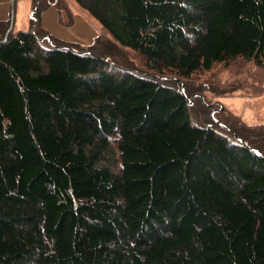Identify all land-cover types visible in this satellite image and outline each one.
Instances as JSON below:
<instances>
[{"label":"trees","instance_id":"obj_1","mask_svg":"<svg viewBox=\"0 0 264 264\" xmlns=\"http://www.w3.org/2000/svg\"><path fill=\"white\" fill-rule=\"evenodd\" d=\"M74 2L82 47L0 21V264H264V123L193 80L264 69V0Z\"/></svg>","mask_w":264,"mask_h":264},{"label":"rangeland","instance_id":"obj_2","mask_svg":"<svg viewBox=\"0 0 264 264\" xmlns=\"http://www.w3.org/2000/svg\"><path fill=\"white\" fill-rule=\"evenodd\" d=\"M11 12L13 10V29L12 31H28L30 21L29 5H33V0H10ZM8 2L0 0V20L3 19V11ZM9 5V4H8ZM63 20H71L72 25L65 27L64 35L75 44L85 46L90 36L98 34V23L85 11L79 10L74 0H62ZM78 16V17H77ZM50 30V29H49ZM52 32V30H50ZM54 34L55 31L53 30ZM91 36V37H92ZM128 57L135 65L141 64V57L137 54L128 52ZM216 79L220 83H225L231 87L240 88L231 97L225 95L214 96L208 94L212 104L219 103L224 109L234 116H239L247 124L264 123V69L254 67L250 63L237 60L228 65H216L210 72H205L199 76H193V80L206 81ZM235 95V96H234ZM218 104V105H219ZM219 108V107H217Z\"/></svg>","mask_w":264,"mask_h":264},{"label":"crops","instance_id":"obj_3","mask_svg":"<svg viewBox=\"0 0 264 264\" xmlns=\"http://www.w3.org/2000/svg\"><path fill=\"white\" fill-rule=\"evenodd\" d=\"M8 2V4H6L7 6H5V9L3 11V19L4 20H0V21H6L8 20V18L10 17V13H11V6H10V3L11 1L10 0H5V3ZM34 7V3L33 5H29V9L32 10ZM61 10L60 13H61V21L62 22H59L58 20V8L55 7V6H50L48 7L42 14H41V25L42 27L48 31V33L58 39V40H61V41H65V42H70L72 43L63 33V30H65V27L66 28H69L70 25H72V21L71 20H63V17H62V11L64 8H60ZM80 10V9H79ZM78 17V16H77ZM66 23V24H65ZM68 23V24H67ZM29 24V30H31V23L30 21L28 22ZM52 30V32L50 30ZM53 30L55 31L56 34H54ZM98 33H99V29H98ZM97 35V34H96ZM96 35L94 36H90L89 38V41L86 43L87 45L91 44V42L93 41V39L96 37ZM264 98V96H263ZM264 100V99H263Z\"/></svg>","mask_w":264,"mask_h":264},{"label":"water","instance_id":"obj_4","mask_svg":"<svg viewBox=\"0 0 264 264\" xmlns=\"http://www.w3.org/2000/svg\"><path fill=\"white\" fill-rule=\"evenodd\" d=\"M38 2H39V0L36 2V5H35L34 9L30 13V18L33 19V25H32V28H31L32 33L34 32V28H35V25H36V22H37V19L35 18L34 14L37 11ZM39 40L40 41L46 40L49 45L52 44V40H51V36L50 35H45L42 38H40ZM191 101H192V99L188 100L189 103H191ZM210 106H212V105H210ZM219 106H220V109L223 108L221 105H219Z\"/></svg>","mask_w":264,"mask_h":264}]
</instances>
